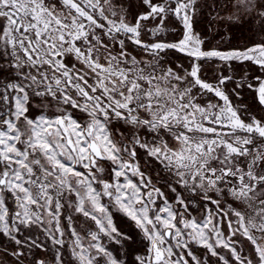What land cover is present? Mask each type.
I'll list each match as a JSON object with an SVG mask.
<instances>
[{"label": "snow or ice", "instance_id": "6c2138e0", "mask_svg": "<svg viewBox=\"0 0 264 264\" xmlns=\"http://www.w3.org/2000/svg\"><path fill=\"white\" fill-rule=\"evenodd\" d=\"M0 264H264V0H0Z\"/></svg>", "mask_w": 264, "mask_h": 264}, {"label": "trees", "instance_id": "16d2710c", "mask_svg": "<svg viewBox=\"0 0 264 264\" xmlns=\"http://www.w3.org/2000/svg\"><path fill=\"white\" fill-rule=\"evenodd\" d=\"M197 30L210 33L209 39L211 40V43L208 45V47L219 46L221 48H228L237 44H243L249 39V37L252 36V33L248 30V28H233L230 33L227 28H219L218 30L221 35L216 36L213 39L211 35L212 30L207 27V21H202L201 24L197 26ZM258 38L259 37H257V39ZM208 75H211V73H208ZM251 102V99H249L248 103Z\"/></svg>", "mask_w": 264, "mask_h": 264}, {"label": "crops", "instance_id": "0c3cea01", "mask_svg": "<svg viewBox=\"0 0 264 264\" xmlns=\"http://www.w3.org/2000/svg\"><path fill=\"white\" fill-rule=\"evenodd\" d=\"M170 38H172V37H170Z\"/></svg>", "mask_w": 264, "mask_h": 264}, {"label": "rangeland", "instance_id": "374dc122", "mask_svg": "<svg viewBox=\"0 0 264 264\" xmlns=\"http://www.w3.org/2000/svg\"><path fill=\"white\" fill-rule=\"evenodd\" d=\"M170 38V37H169Z\"/></svg>", "mask_w": 264, "mask_h": 264}]
</instances>
